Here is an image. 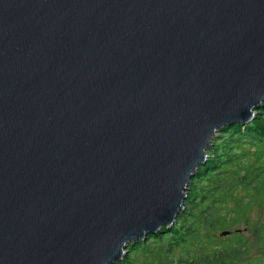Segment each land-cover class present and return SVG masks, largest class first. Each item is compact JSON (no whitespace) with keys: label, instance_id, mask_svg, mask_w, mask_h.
I'll return each instance as SVG.
<instances>
[{"label":"water","instance_id":"obj_1","mask_svg":"<svg viewBox=\"0 0 264 264\" xmlns=\"http://www.w3.org/2000/svg\"><path fill=\"white\" fill-rule=\"evenodd\" d=\"M263 102L264 0H0V264L119 261Z\"/></svg>","mask_w":264,"mask_h":264},{"label":"trees","instance_id":"obj_2","mask_svg":"<svg viewBox=\"0 0 264 264\" xmlns=\"http://www.w3.org/2000/svg\"><path fill=\"white\" fill-rule=\"evenodd\" d=\"M221 130L174 225L129 244L119 264H264V102L248 125Z\"/></svg>","mask_w":264,"mask_h":264},{"label":"rangeland","instance_id":"obj_3","mask_svg":"<svg viewBox=\"0 0 264 264\" xmlns=\"http://www.w3.org/2000/svg\"><path fill=\"white\" fill-rule=\"evenodd\" d=\"M256 112H257V109H256ZM259 112H262V110L261 111H259ZM255 116H256V114H255ZM255 118V117H254ZM253 118V119H254ZM252 119V120H253ZM251 120V121H252ZM250 121V122H251ZM249 124V123H248ZM248 124H246V125H248ZM223 133H224V131L223 130H221V131H219L217 134L218 135H222V136H225V135H223ZM218 135H217V137L214 139V141L213 142H215V143H218ZM187 196V195H186ZM264 211V210H263ZM181 212V211H180ZM179 212V213H180ZM262 214V216H261V220H264V212L263 213H261ZM259 218V214L257 213V212H254V213H252L251 214V222H254V221H256L257 219ZM246 228V226H243V227H241V229H245ZM245 233V232H244ZM129 246V245H128ZM127 255H128V253L126 252V254H124L123 255V257H122V259L120 260V261H118V262H115L114 264H119L120 262H124V260H126V257H127Z\"/></svg>","mask_w":264,"mask_h":264},{"label":"bare ground","instance_id":"obj_4","mask_svg":"<svg viewBox=\"0 0 264 264\" xmlns=\"http://www.w3.org/2000/svg\"><path fill=\"white\" fill-rule=\"evenodd\" d=\"M120 260H121V259H120ZM120 260H119V261H120ZM117 262H118V261H117ZM112 264H114V263H112Z\"/></svg>","mask_w":264,"mask_h":264}]
</instances>
